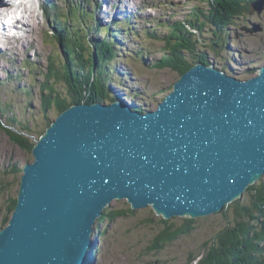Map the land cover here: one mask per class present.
<instances>
[{
  "label": "water",
  "instance_id": "water-1",
  "mask_svg": "<svg viewBox=\"0 0 264 264\" xmlns=\"http://www.w3.org/2000/svg\"><path fill=\"white\" fill-rule=\"evenodd\" d=\"M263 11L264 0L251 3V15ZM258 72L242 81L199 63L153 111L119 101L60 113L23 168L0 264H84L113 201L196 221L241 199L264 176V66Z\"/></svg>",
  "mask_w": 264,
  "mask_h": 264
},
{
  "label": "rangeland",
  "instance_id": "rangeland-1",
  "mask_svg": "<svg viewBox=\"0 0 264 264\" xmlns=\"http://www.w3.org/2000/svg\"><path fill=\"white\" fill-rule=\"evenodd\" d=\"M101 1L49 0L47 6L56 5L62 19L72 20L74 30H77L80 24V36L88 38L87 47L91 52L95 41L112 39L108 41L113 46L115 57L105 69L109 92L106 93L108 99L104 104H112L109 99L117 97V94L119 100L122 98L129 104L133 103L153 111L170 86L179 80V76L169 69L160 71L152 68L156 60L163 55V44L151 40L148 34L166 32V27L155 25L159 22L189 18L194 8L199 9L200 21L206 20L210 10L213 12V7L209 5L212 0H141V4H136V1L140 0H130L137 7L130 14L126 10L127 16L133 15L132 18L124 20H121L124 17L119 14L116 19L112 17L113 13L124 9L121 7L104 8L102 13L109 12L110 17H102L100 11H93L92 5L96 7ZM24 2L23 10L29 11L19 15V24L24 22L23 30H20L21 36L17 39H0V231L6 205L10 199H14L22 176L21 170L31 156V153L23 151L11 142L4 127L9 124L19 130L18 123L14 124L13 121L20 122L29 133L24 138L32 143L37 141L40 135L38 133L46 130L45 117L49 118L50 125L58 117L52 103L47 113L43 111L41 88L44 86V74L49 58L61 65L65 61L63 51L53 37L55 32H60L61 27H64L59 21H54V11L48 9L46 14L45 10L38 9L37 1ZM12 4L16 5V0ZM101 5L108 8L109 0ZM70 6L74 7L73 9L81 8L87 16L82 19L79 15L69 14ZM237 17L232 21L235 27L228 25L223 29V33H230V42L225 44L224 48L214 51L209 48L205 51L218 68L228 64L235 73L243 76L244 71L249 68L259 69L264 66V12L259 16L243 13ZM95 21L101 26V30L96 33L88 30ZM207 22L202 37L205 44L211 42L215 31L209 19ZM247 22L261 24L263 31L248 34L242 28L248 27ZM134 30L135 32H132ZM107 31L111 34L107 35ZM142 49L147 53L140 57L138 53ZM229 58H233L235 64L228 63ZM251 74L253 73L248 72L245 77L249 78ZM55 89L62 97L67 96V86L64 82L56 83ZM109 207L114 211L127 209L123 201H113ZM146 219L152 221L147 223ZM171 222L174 227L183 223ZM157 225L160 226V218L150 208L137 211L134 215L120 218L113 223H105L102 227L104 229L107 226L108 229L105 239L93 237L97 240L96 246L99 248L93 264H181L185 262L189 252L199 251L204 242L213 238L224 222L218 214L201 218L196 220L194 229L188 236L177 238L159 252L149 251L147 248L157 233Z\"/></svg>",
  "mask_w": 264,
  "mask_h": 264
},
{
  "label": "trees",
  "instance_id": "trees-1",
  "mask_svg": "<svg viewBox=\"0 0 264 264\" xmlns=\"http://www.w3.org/2000/svg\"><path fill=\"white\" fill-rule=\"evenodd\" d=\"M225 1L230 8L223 5L224 10H219L217 7L222 5L221 1L212 0L209 5L213 7V12L211 13L210 10L208 18L203 21H200L199 9L194 8L188 16L189 18L157 23L156 27H166L167 31L148 34L151 40L163 44V55L159 60H156L152 68L160 71L169 69L177 73L180 78L197 63L207 64L209 60L205 50L211 48L214 51L230 42V33H223V29L235 18H238V15L249 13V6L253 0L246 2L245 0ZM70 8L72 7H69V14L79 15L83 19L85 13L81 8ZM52 10L54 11V21H59L64 26L61 27L60 32H55L53 37L60 45L65 61L61 65L49 58L44 74V86L41 88L43 111L47 113L51 103L58 115L72 105L103 103L108 99L105 69L115 57L113 46L108 41L112 39L104 38L101 41H95L91 52L87 47L88 38L80 36V24L77 23L78 29L74 30L72 20L62 19L57 12L56 5ZM226 11L230 13H225ZM208 19L215 31L211 42L205 44L202 37ZM88 30L98 32L99 24L95 22L94 25L89 26ZM108 33L109 31H107V35ZM227 35L229 36L227 37ZM146 53V50L142 49L138 56L141 57ZM228 60L233 62L232 58ZM61 81L67 86V96L65 97H62L55 89L56 83ZM113 99H109V101L112 102ZM135 110L146 111L143 107L135 108ZM48 120L49 118L45 117L46 128L50 125ZM13 123L17 122L13 121ZM18 124L19 130L13 129V127H4V131L12 143L23 151L31 153L35 143L28 142L24 138L29 133L24 125ZM44 132H39V137ZM15 207L16 199H10L5 208L2 229L8 225ZM134 214L135 211L131 208L114 211L109 206L106 207L96 222L94 237L100 240L105 239L108 230L107 226L102 229L105 223H113L120 218ZM217 214L223 218L224 225L221 230L216 232L213 238L204 242L199 251L189 252L185 262L181 264H264V179L250 186L241 199L226 206L222 212ZM151 221L152 219H146L147 223ZM182 221L183 223L178 227H174L170 220L161 218L160 226L157 225V233L147 250L159 252L165 245L173 243L177 238L183 235L188 236L194 229L196 221L189 218H183ZM98 251L99 248L94 244L89 253L91 258L86 259V264H93V259Z\"/></svg>",
  "mask_w": 264,
  "mask_h": 264
},
{
  "label": "bare ground",
  "instance_id": "bare-ground-1",
  "mask_svg": "<svg viewBox=\"0 0 264 264\" xmlns=\"http://www.w3.org/2000/svg\"><path fill=\"white\" fill-rule=\"evenodd\" d=\"M13 1H15V0H0V4L9 5V4H12ZM35 1H37L39 3L38 4V9H43V10H45L46 13L48 12L49 6H47V4L49 5V3H50L49 0H35ZM104 1L106 2L108 0H102L100 2V4L97 3L96 7L94 5H92L93 11H95V12L96 11H100L102 17H110L111 16V14L109 12L102 13V10L104 8H106V9H117L118 7H121V8H124V9H119L117 12L113 13L112 17L116 19L117 15L119 14V15H122L124 17L121 20L130 18V17L132 18L133 14L130 15V16H127L128 14H126V10H128L129 14H130L135 9V7H137V5L136 6L133 5L132 1H130V0H109L110 6L108 5L109 7L107 8V6H102L101 5L102 2L104 3ZM139 2L141 4V0L140 1H136V4L139 3ZM17 3L19 4L18 8H13V9L12 8H8V9L0 8V19L2 18L1 19L2 21H0V39H2V40L3 39H5V40L17 39V37L21 36L20 30H23L24 22H22V25H20L19 24V23H21L20 22V18L18 17L19 20H17L16 17H17V14H19V15L21 14L20 10L23 9V8H22L21 4L18 1H16V4ZM9 9H12L11 11L14 12L13 13L14 15L11 18L6 14V12L10 11ZM27 11H29V10L25 9V10H23V13H25ZM94 18H95V16H94ZM98 19L101 20L100 16H98ZM135 19L138 20L137 18H135ZM113 21H115V20H112V22ZM7 22L9 23L8 26H6ZM101 22H102V20H101ZM227 25L234 26L232 21L229 24H227ZM127 28H128V25H127ZM132 28H133V22H132V25H131V29ZM27 29L28 28L26 27V30ZM109 31H110V29H109ZM132 32H135V30L132 31ZM10 127H12V126H10ZM13 129H14V127H13Z\"/></svg>",
  "mask_w": 264,
  "mask_h": 264
},
{
  "label": "flooded vegetation",
  "instance_id": "flooded-vegetation-1",
  "mask_svg": "<svg viewBox=\"0 0 264 264\" xmlns=\"http://www.w3.org/2000/svg\"><path fill=\"white\" fill-rule=\"evenodd\" d=\"M223 5H227L228 9L230 8V7L228 6V4L224 1L222 5H218V9H219V10H224ZM248 24L250 25V22H248Z\"/></svg>",
  "mask_w": 264,
  "mask_h": 264
},
{
  "label": "clouds",
  "instance_id": "clouds-1",
  "mask_svg": "<svg viewBox=\"0 0 264 264\" xmlns=\"http://www.w3.org/2000/svg\"><path fill=\"white\" fill-rule=\"evenodd\" d=\"M22 12H23V9L20 10V13H22ZM18 17H19V14H17V18H18Z\"/></svg>",
  "mask_w": 264,
  "mask_h": 264
}]
</instances>
